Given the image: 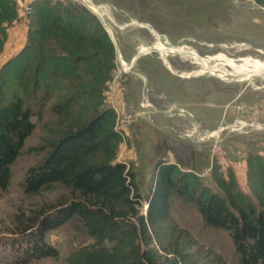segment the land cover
Returning a JSON list of instances; mask_svg holds the SVG:
<instances>
[{"label":"trees","instance_id":"1","mask_svg":"<svg viewBox=\"0 0 264 264\" xmlns=\"http://www.w3.org/2000/svg\"><path fill=\"white\" fill-rule=\"evenodd\" d=\"M18 10L17 0H0V52ZM25 18L24 43L0 63V190L8 188L11 165L39 122L44 135L33 147L44 153L27 168L23 190L36 194L58 183L70 195L17 211L15 233L0 237V259L23 264L57 256L45 232L76 215L95 242L70 252L66 264H196L193 239L169 221L175 196L193 205L205 225L227 230L242 264H264V154L246 153L249 192L215 159L210 172L216 190L192 166L160 155L141 212L135 173L117 159L122 136L105 99L117 68L108 31L77 0H29ZM105 239L112 244H102Z\"/></svg>","mask_w":264,"mask_h":264},{"label":"rangeland","instance_id":"2","mask_svg":"<svg viewBox=\"0 0 264 264\" xmlns=\"http://www.w3.org/2000/svg\"><path fill=\"white\" fill-rule=\"evenodd\" d=\"M93 1L108 4L112 6V10H115L113 5L122 8L123 17L151 22L167 35V38L161 36L167 46H187L205 59L225 54L239 64L247 59L252 60V63H264V25L258 23V18L264 22V9L257 4H253V7L246 4L244 7L233 0ZM18 7V18L9 27L16 23L20 27L25 6L18 4ZM107 8L109 6L103 12L109 20ZM145 31V41L153 43L155 36L149 30ZM123 55L124 59H129L128 55ZM168 59L178 74L167 67L158 50H152L138 57L133 67L148 75L149 84L133 74L128 93L125 84L121 82L125 86L124 94L132 119L126 127L127 135L118 144L117 159L125 161L135 173L142 195L139 204L141 212H145L147 206L146 195L152 166L160 155L172 161L179 158L182 167L192 166L202 181L216 190L218 187L210 172L213 159L225 172L229 167L233 170L240 168L243 160L246 163L245 156L249 150H257L255 148L258 147L264 154L263 76L226 77L220 76V72L217 75L207 72L196 75L194 71L199 68L191 60H186L178 54L169 55ZM143 93L147 98L142 99L150 102V106L145 108L140 106ZM236 104L242 106L240 110L235 108ZM184 108L193 111L201 123V131L194 128L193 133L207 134L219 131L218 127L221 128L218 134L220 144L225 150L222 157L213 153V139L197 141L194 136H185V133L192 130V125L189 117L183 114V110L180 111ZM166 110H170L173 115L168 116L169 113H166L165 117L158 113ZM136 112L138 114H135ZM230 112L248 116L253 113L260 118L258 121L263 127L252 126L250 120L241 119L248 124L243 127L241 122L232 121ZM32 119L36 121V117ZM159 121L167 122L164 126H157ZM259 123L256 122L257 125ZM217 125L218 127L208 130ZM204 130L207 131L203 132ZM43 135L44 132L37 122L11 165L12 176L8 188L0 190V237L6 238L15 233L12 218L17 211H28L57 198L68 199L70 195L69 190L58 183L48 184L36 194H27L23 190L22 181L27 168L37 163L44 153L33 147L42 142ZM176 150L183 154L181 158L176 156ZM236 179L240 186L249 192L248 184L237 176ZM169 201V221L193 239L189 250L196 264H209L210 260H217L218 264H242L227 230L205 225L201 214L193 205L182 202L175 196H171ZM45 239L57 249V256L32 258L23 264H66L70 252L81 245L95 242V238L87 233L76 215L48 229ZM102 244L111 245L112 242L105 239ZM0 264L10 263L0 259Z\"/></svg>","mask_w":264,"mask_h":264},{"label":"crops","instance_id":"3","mask_svg":"<svg viewBox=\"0 0 264 264\" xmlns=\"http://www.w3.org/2000/svg\"><path fill=\"white\" fill-rule=\"evenodd\" d=\"M17 1L20 4H24L25 7H26V4L29 2V0H17ZM108 6H109V8H107V10H106L107 16L108 17H110L111 15L114 16L115 21L117 23H120V25L127 23L132 19L142 21V20H140L138 18H134V17H123L122 15H123L124 10L122 8L116 6V5H113L115 10H112V6L107 5V7ZM21 15L23 17H22V21L20 22V25H19L20 27H18V25L16 23V24L12 25L11 27H9L7 30L8 36H7V39L5 41L3 50H2V52H0V63L5 58H7L9 55H11L13 52H15L17 49H19L25 41L26 29H27V21L25 18V8H23ZM16 20H14L13 22L15 23ZM258 20H259V22H258L259 24L261 23L264 25V22L261 20V18H258ZM148 23L150 24V26L155 31H157L159 33H163L161 31H159L156 27H154V25L151 22L148 21ZM17 28H19V30ZM145 29L148 30L145 26H142V25L128 24L127 26H124L123 28L119 27L118 25H113V30H114V33L116 35L118 46H119V49H120V52H121L123 58H124L123 54H126L129 56V59H128V61H129V60H131V58L133 57V55L135 54V52L138 48H140L141 46L152 45V43H148L145 41V39L147 37ZM163 34H165V33H163ZM134 65H135V63H134ZM133 67L130 70V72H122L120 74V81L125 84L126 92H128V93L130 92L129 89L131 87V81H132L131 76H133V74L136 75L138 78L143 79L146 82V84L148 83L147 82L148 81V75L142 71L135 70ZM146 96L147 95L143 93V95L140 99H142L143 97H146ZM160 96H163V95H160ZM182 110H183V114L184 115L186 114L189 117V120H190L191 125H192V130H189L187 133H185V136H187V137L194 136L197 141H202V140H205L206 138L209 139L210 137H212V134L215 131L209 132L207 134H197V133L195 134V133H193L194 128L200 130L201 123L195 117L193 111H190V109L186 110L185 108L181 109L180 111H182ZM169 111L170 110H166L165 112L159 111L158 113L161 116H165V117H167V115L168 116L173 115V113L169 112ZM166 113H169V114L166 115ZM230 115L232 116L233 120L238 115L241 117H249V118L255 119L257 121L260 119L256 115H254L253 113H252V115L248 116V115H240V114L237 115L235 113L230 112ZM160 119L162 120V118H160ZM159 122L160 123H156L157 126H159V125L164 126V125H166L167 121L166 122L165 121H163V122L159 121ZM216 127H218V125L215 127H211L208 130L214 129ZM206 131L207 130H204L203 132H206ZM195 132H196V130H195ZM192 133H193V135H192ZM255 149H257L258 151L260 150L258 147H256ZM196 158H197V156H196Z\"/></svg>","mask_w":264,"mask_h":264},{"label":"bare ground","instance_id":"4","mask_svg":"<svg viewBox=\"0 0 264 264\" xmlns=\"http://www.w3.org/2000/svg\"><path fill=\"white\" fill-rule=\"evenodd\" d=\"M108 4L99 5L92 7L93 10L101 11L103 15L104 10L106 9ZM107 19V17H106ZM108 23L109 20L107 19ZM153 46L157 47V50L161 53L162 60L166 63L167 67L175 72L178 71L174 68V66L170 63L168 56L178 54L179 56L185 58L186 60H191L193 64L197 65L199 70L194 71V74L200 75L203 73H211L213 75H217L219 72L220 76H229L236 75L240 78L252 77V76H263L264 77V63L260 61H256L252 63V60H245L243 63H236L232 58L228 57L225 54H218L210 59H205L201 57L196 51L187 47V46H167L161 40V37L155 36V41L152 43ZM149 46H141L144 50H149ZM129 63H125L127 67ZM228 67V69L224 70L223 68ZM191 75V74H190ZM193 75V74H192ZM223 78V77H222ZM225 78V77H224ZM242 126L248 125L245 121H241ZM240 128H236L238 130ZM220 131V130H219ZM219 131H215L212 134V137H219Z\"/></svg>","mask_w":264,"mask_h":264},{"label":"built area","instance_id":"5","mask_svg":"<svg viewBox=\"0 0 264 264\" xmlns=\"http://www.w3.org/2000/svg\"><path fill=\"white\" fill-rule=\"evenodd\" d=\"M236 4H241L242 6L246 7L248 4L249 6L253 7V4H257L258 6L262 7L264 9V5L259 4L256 2V0H233ZM20 4V3H18ZM117 62V68L113 74L112 79L108 82L107 89L105 90V99L106 102L113 108L115 111V128L120 132L122 136V140L127 135L126 127L128 123L132 119V115L129 110V104L125 98V86L120 81V74L122 72H129L131 68L133 67L128 60H125L120 53L119 57H116ZM125 63H129L128 66H125ZM140 106L145 108L150 106V102H148L147 99H142L140 102ZM229 107V104L226 105V108ZM240 104H236L235 108L237 110L241 109ZM135 114H138L137 112ZM241 119L250 120V123L252 126L255 127H263L264 124H260L259 121L255 119H247L241 116H236L233 122H241ZM259 123V125L256 124ZM226 126V124H224ZM213 139V145H212V151L213 153H216L219 157L223 156V153L225 150L222 148L220 141L221 139L219 137H210L207 140ZM121 140V141H122ZM234 174L239 178L243 179V181L247 184V177H246V163L243 160V164L240 165V168H234L233 170Z\"/></svg>","mask_w":264,"mask_h":264},{"label":"water","instance_id":"6","mask_svg":"<svg viewBox=\"0 0 264 264\" xmlns=\"http://www.w3.org/2000/svg\"><path fill=\"white\" fill-rule=\"evenodd\" d=\"M84 5H86L88 8H90L97 16L98 18L101 20V22L103 23V25L105 26L106 30L108 31L110 37L112 38L113 42H114V45H115V52H116V57H119L120 56V49H119V46H118V42H117V38H116V35L114 33V30H113V25H118L119 27L123 28L124 26H127L128 24H134V25H142V26H145L153 36H158V37H166L167 36L163 33H159L157 31H155L148 22L146 21H142L139 22L138 20L136 19H132L130 20L129 22L127 23H124L122 25H120V23H117L114 19V16H110L108 17L109 18V22L107 21L106 17L103 15V13L101 11H97V10H93L92 7H95V6H99V5H105V3H99V2H95L93 0H80ZM149 50H144L143 48H138L135 52V54L133 55V57L131 58V60H129V63L134 66V63L136 61V59H138V57H140L142 54L146 53V52H150L152 50H157V47L153 46V45H149ZM159 56L162 58L161 56V53L159 52ZM145 211H146V208H145Z\"/></svg>","mask_w":264,"mask_h":264},{"label":"flooded vegetation","instance_id":"7","mask_svg":"<svg viewBox=\"0 0 264 264\" xmlns=\"http://www.w3.org/2000/svg\"><path fill=\"white\" fill-rule=\"evenodd\" d=\"M221 127H224V126H221ZM218 129L221 130V128H219V127H218ZM175 152H176V156H178L180 158L183 156V154L181 152H179V150H176Z\"/></svg>","mask_w":264,"mask_h":264}]
</instances>
